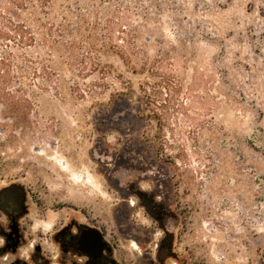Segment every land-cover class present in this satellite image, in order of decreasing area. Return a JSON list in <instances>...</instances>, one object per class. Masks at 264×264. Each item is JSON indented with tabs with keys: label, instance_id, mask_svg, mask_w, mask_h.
Here are the masks:
<instances>
[{
	"label": "rangeland",
	"instance_id": "374dc122",
	"mask_svg": "<svg viewBox=\"0 0 264 264\" xmlns=\"http://www.w3.org/2000/svg\"><path fill=\"white\" fill-rule=\"evenodd\" d=\"M69 12L131 61L90 53L61 90L0 101V187L31 189L32 231L87 217L122 264H159L168 239L165 264H264V0H53Z\"/></svg>",
	"mask_w": 264,
	"mask_h": 264
},
{
	"label": "trees",
	"instance_id": "16d2710c",
	"mask_svg": "<svg viewBox=\"0 0 264 264\" xmlns=\"http://www.w3.org/2000/svg\"><path fill=\"white\" fill-rule=\"evenodd\" d=\"M52 3L53 0H0V101L9 104L11 101H28L27 89L32 86L40 88V85L56 84L58 87L53 88L61 90L60 84L64 80L58 78L59 71L80 68L79 72H86L90 53L94 56L91 71H106L107 66L102 64L99 55L110 50L125 65L131 61L113 45L103 42L98 48L94 43L96 35L86 34L82 29L86 19L83 24L78 22L74 26L70 12L60 19L52 15ZM77 24H80L79 28ZM111 34L109 30L106 39L110 40ZM158 64V60L145 61L141 71L147 69L149 76H153ZM34 78L39 85L31 83ZM156 85L159 87V83L145 80L138 88L142 95L139 99L151 120L156 116L153 108L158 96ZM41 89L44 91L45 87ZM33 95L39 97L40 94Z\"/></svg>",
	"mask_w": 264,
	"mask_h": 264
},
{
	"label": "flooded vegetation",
	"instance_id": "af4514ba",
	"mask_svg": "<svg viewBox=\"0 0 264 264\" xmlns=\"http://www.w3.org/2000/svg\"><path fill=\"white\" fill-rule=\"evenodd\" d=\"M31 203L41 205L24 184L12 181L0 187V264H122L103 230L87 217L61 222L52 234L33 232ZM171 243L168 239L156 246L159 264L171 254Z\"/></svg>",
	"mask_w": 264,
	"mask_h": 264
}]
</instances>
